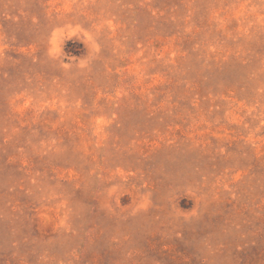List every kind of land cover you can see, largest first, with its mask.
<instances>
[{
	"label": "rangeland",
	"instance_id": "obj_1",
	"mask_svg": "<svg viewBox=\"0 0 264 264\" xmlns=\"http://www.w3.org/2000/svg\"><path fill=\"white\" fill-rule=\"evenodd\" d=\"M0 264H264V0H0Z\"/></svg>",
	"mask_w": 264,
	"mask_h": 264
}]
</instances>
